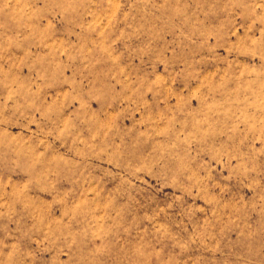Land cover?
I'll return each mask as SVG.
<instances>
[{
  "label": "rangeland",
  "instance_id": "374dc122",
  "mask_svg": "<svg viewBox=\"0 0 264 264\" xmlns=\"http://www.w3.org/2000/svg\"><path fill=\"white\" fill-rule=\"evenodd\" d=\"M0 264H264V0H0Z\"/></svg>",
  "mask_w": 264,
  "mask_h": 264
}]
</instances>
